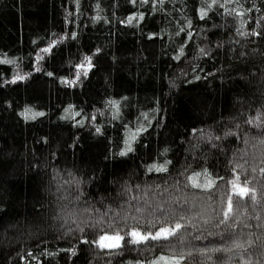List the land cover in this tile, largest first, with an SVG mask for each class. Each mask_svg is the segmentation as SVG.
Segmentation results:
<instances>
[{
    "label": "trees",
    "instance_id": "1",
    "mask_svg": "<svg viewBox=\"0 0 264 264\" xmlns=\"http://www.w3.org/2000/svg\"><path fill=\"white\" fill-rule=\"evenodd\" d=\"M85 56L93 67L78 69ZM257 109H264V0H0V264H148L162 253L185 255L182 264H224L229 256L231 264L241 257L264 264V146L245 123ZM229 131L238 138L226 137ZM165 160L173 162L167 172L147 171ZM238 164L237 182L257 191L233 197L230 223L239 227L223 246L253 243L201 254L196 250L221 244L219 236L197 237L224 231L215 227L221 194L225 201L231 194ZM203 168L211 176L201 182L224 180L214 191L185 188V176ZM77 179L79 206L92 207L93 220L108 213L102 231H147L180 216L196 227L163 245L125 237L120 248L101 249L78 240L74 227L60 238L65 230L52 217L66 203L61 196L77 195ZM118 207L126 219L113 216ZM201 216L211 223L201 227Z\"/></svg>",
    "mask_w": 264,
    "mask_h": 264
},
{
    "label": "snow or ice",
    "instance_id": "2",
    "mask_svg": "<svg viewBox=\"0 0 264 264\" xmlns=\"http://www.w3.org/2000/svg\"><path fill=\"white\" fill-rule=\"evenodd\" d=\"M132 3H135L136 0H131ZM144 2H147V0H144ZM161 3H163V0H160ZM213 3H215V0H213ZM255 7V5H253ZM252 9H245V11H251ZM200 14L201 18L207 15V10L205 8H200ZM133 15H136L133 13ZM141 17L143 14H140ZM190 23V22H189ZM255 31L254 29L252 30ZM251 33L248 32H242L240 35L247 36ZM71 35L75 36V33H71ZM151 35H156L155 33H152ZM189 36H191V33H188ZM256 35H262V33H256ZM56 41L53 40L52 44H55ZM51 49V44L43 49V51H49ZM97 52L100 51V49H96ZM200 52L203 55H208V52H206L203 48L200 49ZM183 54V48H181V55ZM241 55H244V53H241ZM39 58V57H38ZM177 59L180 57L177 56ZM85 61H87V64L85 65L84 62H81L76 65L78 69H83L85 67L91 68L93 67L91 60V56H85ZM7 63H12L11 60L6 61ZM49 75H53V73H48ZM84 75H87V72L85 71L83 73ZM80 73L78 72L76 74V79L79 80ZM199 77H197L198 79ZM24 79V76H14L13 81ZM62 79H67L66 77ZM72 107V106H69ZM36 115H42V113H36ZM246 125H251L254 129H256L258 132H260L262 135L258 138V143L262 146H264V109H257L254 116H249L248 119L245 121ZM141 131L143 129H140ZM100 129L97 128V132H99ZM193 132L199 131L198 129H192ZM225 136H233L234 139L238 138V134L233 133L231 131L226 132ZM207 139H212L211 136H208ZM217 140L220 139V137H216ZM247 139L243 140V143L247 144ZM213 147H216V145H213ZM169 150L166 148L164 149V152L167 153ZM124 154V153H122ZM261 156H264V152L261 153ZM173 162L171 160H165L164 164L157 165L155 163L150 164L147 166V171L151 172L153 169L156 171H168L167 165H171ZM261 163H264V160L261 161ZM241 167V165H237L236 167L231 169V172L236 173L235 178L232 181H229L231 184V194L227 196L226 201L223 198L221 199L222 209L221 213L219 215H222V219L219 220V223L215 225V227L219 228L221 225H226L223 232H208L207 235L201 234V236H198L197 239H208V236H219L221 239V244L219 247H213L211 249L207 247L199 248L196 251H198L201 254H207L209 252L213 254L218 253H231L232 248H242L245 247L246 244L250 245L253 243L251 239H249L246 244L243 241H240L239 239L232 240V246L231 247H225L223 246V241L226 239H229L234 234L232 230L238 229L239 225L237 223H230V216L234 212V202L233 197H246L250 194H254L257 190L254 188H251L247 185V183H239L237 182L239 180L240 174L237 172V168ZM253 172L257 171L256 168L252 169ZM259 171L261 174H264V167L259 168ZM188 172V169H185V173ZM211 176V171L208 168H203L201 171H191L190 174H187L185 176V188H196V189H204V190H215V181L216 180H224V177H221L217 175L214 179L208 180L206 179L204 182L200 181V177L202 175ZM115 182V181H114ZM75 191L77 192V195L75 197L71 196L70 192H67V189H65V192H67L66 195L61 196L60 200L66 201V203L62 204L57 209V214L52 217V220L54 223L58 225L59 229H64L63 235L60 238H63V236H66L67 234L71 233L73 231V227L78 230L81 235L78 237V240L83 241L84 243H95L97 244L101 249L103 248H120L121 242L125 240V237L130 238V241L135 244H140L141 242H149L153 243L155 245H163L165 243H170L172 239L179 236L181 231H185L187 226H191L193 228L196 227V225L193 223V221L190 218H187L185 216H180L178 219H165L160 220L158 224H155L150 230L145 231L144 229L140 227H132L130 229H125V232L123 235L120 234V232L117 230L116 232L110 234L107 231H102V225L106 221L104 220V216H106L108 213H104L100 216L98 220H93V208L92 207H83L81 208L79 206V201L82 199L83 192L80 188L81 181L75 180ZM64 184H69L71 186V183L69 181H64ZM136 188H139L140 185H135ZM159 187V186H157ZM129 190L127 189V186L122 189V191ZM59 191V189H58ZM146 195V193H145ZM104 198L101 197V200ZM131 199H135V197H131ZM175 202L177 204H187V199L181 201L180 197L177 196L174 198ZM209 199H211V196L209 195ZM252 199L255 201L256 197L255 195H252ZM85 204H87V201H85ZM108 209H112V205L109 204ZM192 207H195V204L192 205ZM128 208L131 209L132 205L131 203H128ZM158 209L160 210V214L162 216L168 217L169 213L165 209L163 204L158 205ZM96 211H99L98 209ZM120 211L121 208L118 207L115 212H113L114 217H118L120 219H126L127 214L124 217H120ZM145 211V209L142 208H136V212L140 213ZM87 213L88 219L84 220L83 215ZM174 214V210H173ZM197 216H200V213H196ZM136 217L134 216L133 219ZM201 219L203 220V224L207 225L211 223V218L206 216H201ZM236 220L239 221L240 217H236ZM92 221V222H89ZM116 222L115 219L112 220V223L114 224ZM149 225H151V221L147 222ZM84 225L83 227L81 225ZM111 227V224L109 225ZM247 227H251V225H247ZM259 227V225H257ZM91 230L92 234L97 235V239L95 240H88V231ZM183 238H181L182 242ZM70 251L75 254V249H70ZM191 255V253H189ZM186 256L181 255H164L163 253L159 256L153 259L152 261L148 262V264H161V261L165 262V264H182L183 261L186 260ZM207 260L211 261L213 259L212 255H207ZM242 264H251V261L243 259L241 257ZM128 264H133L132 261H129ZM135 264H146L143 260L135 261ZM224 264H231V256L228 257V259L224 262Z\"/></svg>",
    "mask_w": 264,
    "mask_h": 264
}]
</instances>
